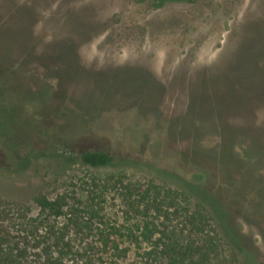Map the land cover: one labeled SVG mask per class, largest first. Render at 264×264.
<instances>
[{
  "label": "rangeland",
  "instance_id": "1",
  "mask_svg": "<svg viewBox=\"0 0 264 264\" xmlns=\"http://www.w3.org/2000/svg\"><path fill=\"white\" fill-rule=\"evenodd\" d=\"M9 128L3 205L34 214L33 195L64 194L135 228L161 222L154 198L167 204L169 190L176 212L163 222L184 242L211 235L208 264H264V0H0ZM65 150L113 163L91 167ZM175 176L219 212L191 218L197 199Z\"/></svg>",
  "mask_w": 264,
  "mask_h": 264
},
{
  "label": "trees",
  "instance_id": "2",
  "mask_svg": "<svg viewBox=\"0 0 264 264\" xmlns=\"http://www.w3.org/2000/svg\"><path fill=\"white\" fill-rule=\"evenodd\" d=\"M154 1L160 6L192 0ZM8 134H11L10 128L0 131V136ZM64 153L74 155L79 162L91 167L113 163V156L106 152L65 150ZM9 160L11 158L5 160L6 164ZM17 166L21 167L22 163L18 162ZM175 178L186 191V197L197 199L195 209H186L191 218L197 216L203 222L208 211L214 215L219 212L215 199L199 185L178 176ZM166 192L167 204L160 200L159 191L154 198L157 219L161 218V222L150 221L135 228L118 223L107 225L105 214L93 206V202L87 205L89 209L71 206L64 194L53 198L44 193L33 195L34 214L25 205L0 202V264H208L214 238L207 234L199 243L175 237L163 222L164 218L169 219V212H176V206L169 202V190ZM221 229L227 243L234 251L239 250L230 233L224 227Z\"/></svg>",
  "mask_w": 264,
  "mask_h": 264
}]
</instances>
